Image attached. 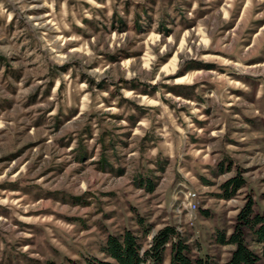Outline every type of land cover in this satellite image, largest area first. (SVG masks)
<instances>
[{
    "label": "rangeland",
    "instance_id": "1",
    "mask_svg": "<svg viewBox=\"0 0 264 264\" xmlns=\"http://www.w3.org/2000/svg\"><path fill=\"white\" fill-rule=\"evenodd\" d=\"M249 199L264 214V0H0V264L164 225L225 264Z\"/></svg>",
    "mask_w": 264,
    "mask_h": 264
},
{
    "label": "trees",
    "instance_id": "2",
    "mask_svg": "<svg viewBox=\"0 0 264 264\" xmlns=\"http://www.w3.org/2000/svg\"><path fill=\"white\" fill-rule=\"evenodd\" d=\"M243 183L238 177L226 180L222 184L224 198H230ZM246 234L257 245V250L247 244ZM215 239L219 244L233 245L225 264H264V214L254 212L251 199L239 209L231 232L226 235L224 231H217ZM168 245L169 264H211L207 257L192 260L187 254V243L171 225L159 228L145 249L141 247L138 236L129 229L117 235L110 234L102 247L103 257H85L82 264H162Z\"/></svg>",
    "mask_w": 264,
    "mask_h": 264
},
{
    "label": "built area",
    "instance_id": "3",
    "mask_svg": "<svg viewBox=\"0 0 264 264\" xmlns=\"http://www.w3.org/2000/svg\"><path fill=\"white\" fill-rule=\"evenodd\" d=\"M191 193L193 194V199L195 200V198H196V193H195V192H192V191H191ZM183 203H184V201H183ZM194 218H195V216H194Z\"/></svg>",
    "mask_w": 264,
    "mask_h": 264
},
{
    "label": "bare ground",
    "instance_id": "4",
    "mask_svg": "<svg viewBox=\"0 0 264 264\" xmlns=\"http://www.w3.org/2000/svg\"><path fill=\"white\" fill-rule=\"evenodd\" d=\"M191 196L193 197V194H191ZM195 205V204H194ZM195 208H196V206H195Z\"/></svg>",
    "mask_w": 264,
    "mask_h": 264
}]
</instances>
